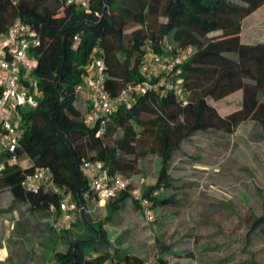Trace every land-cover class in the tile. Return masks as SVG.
<instances>
[{
	"label": "trees",
	"instance_id": "trees-1",
	"mask_svg": "<svg viewBox=\"0 0 264 264\" xmlns=\"http://www.w3.org/2000/svg\"><path fill=\"white\" fill-rule=\"evenodd\" d=\"M262 6L264 0H93L86 12L66 6L64 0H0V34L20 18L40 37L30 53L37 60L34 75L41 93L38 107L23 115L25 134L18 153L30 165L5 169L0 190L8 189L15 201L32 214L45 215L51 225L60 216L61 196L49 186L26 190V174L48 168L51 184L70 193L77 205H85L89 188L80 171L82 161H100L109 173L129 180L151 141L150 151L158 159L157 179L140 189L142 196L152 212L177 206L175 197L166 195L174 188L169 166L185 140L198 132L232 134L241 122H264V42L241 41L242 21ZM152 17L164 22L151 26ZM132 25L140 28L126 35ZM98 48L103 50L105 85L112 97L143 80L139 67L146 54L191 48L180 76L186 105L169 92L134 95L119 105L104 134L97 136L83 123L84 108L75 106V87ZM232 95L239 99L240 109L222 117L215 104ZM118 131L121 137L113 138ZM134 189L129 180L127 191L110 200V211L116 213L126 201L140 209L131 197ZM87 217L83 212L79 220L85 233L68 237L66 250L54 253V264H147L127 249L111 248L101 223L93 224ZM72 230L59 234L70 236ZM261 230L264 215L250 228L253 234ZM165 254L162 246L155 264H168Z\"/></svg>",
	"mask_w": 264,
	"mask_h": 264
},
{
	"label": "rangeland",
	"instance_id": "rangeland-1",
	"mask_svg": "<svg viewBox=\"0 0 264 264\" xmlns=\"http://www.w3.org/2000/svg\"><path fill=\"white\" fill-rule=\"evenodd\" d=\"M163 22L162 17L150 19L151 26ZM139 28L132 25L124 33ZM241 39L264 42V6L242 21ZM215 105L222 117L240 109L233 95ZM75 106L83 110L80 97ZM119 137L120 131L113 136ZM150 147L151 141L127 176L137 189L157 179L158 159ZM20 164L26 167L29 160L23 156ZM169 175L174 188L166 195L178 204L155 208L151 223L132 201L115 213L109 206L113 201L92 200L84 213L91 223H101L111 248L127 249L147 264H155L162 246L168 264H264V230L250 231L254 219L264 215V122H241L232 134L196 133L175 152ZM81 217L64 238L50 229L48 217L30 213L8 189L0 190V264H54V253L66 250L68 237L85 233Z\"/></svg>",
	"mask_w": 264,
	"mask_h": 264
},
{
	"label": "built area",
	"instance_id": "built-area-1",
	"mask_svg": "<svg viewBox=\"0 0 264 264\" xmlns=\"http://www.w3.org/2000/svg\"><path fill=\"white\" fill-rule=\"evenodd\" d=\"M64 2L66 6H76L88 12L93 0ZM74 39L79 41L78 37ZM39 44L38 33L20 18L14 19L0 34V175L5 169L20 165L22 157L18 151L25 134L23 115L37 108L41 98L34 75L37 60L30 53ZM192 52L191 48H186L170 54H146L139 67L143 80L128 85L118 96L112 97L105 85L106 63L102 57L103 50L98 48L93 51L90 61L84 67L81 81L75 87L76 96L83 100L84 125L94 130L97 136L103 135L119 105L130 102L138 94L169 92L180 105H186L187 94L180 79L181 66ZM80 171L86 178L92 195L89 198V193L84 194L85 203L92 200L107 202L128 189L129 180L118 173H109L100 161L84 160ZM22 186L31 192L49 186L51 192L61 196L60 216L51 220L52 228L57 233L72 230L75 221L85 212L86 204L77 205L70 193L51 184V171L48 168H35L26 174ZM131 197L139 203L146 221L151 223L154 215L144 200L142 191L132 190ZM50 211L53 212L54 208L51 207Z\"/></svg>",
	"mask_w": 264,
	"mask_h": 264
},
{
	"label": "crops",
	"instance_id": "crops-1",
	"mask_svg": "<svg viewBox=\"0 0 264 264\" xmlns=\"http://www.w3.org/2000/svg\"><path fill=\"white\" fill-rule=\"evenodd\" d=\"M241 41H242V39H241ZM243 43H244V42H243ZM29 165H30V162H29ZM29 165H28V166H29Z\"/></svg>",
	"mask_w": 264,
	"mask_h": 264
}]
</instances>
